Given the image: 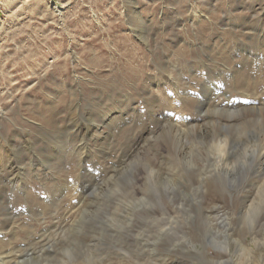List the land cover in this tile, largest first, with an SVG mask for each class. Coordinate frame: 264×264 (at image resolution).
<instances>
[{"label": "rangeland", "instance_id": "1", "mask_svg": "<svg viewBox=\"0 0 264 264\" xmlns=\"http://www.w3.org/2000/svg\"><path fill=\"white\" fill-rule=\"evenodd\" d=\"M262 5L0 0V264H264Z\"/></svg>", "mask_w": 264, "mask_h": 264}, {"label": "bare ground", "instance_id": "2", "mask_svg": "<svg viewBox=\"0 0 264 264\" xmlns=\"http://www.w3.org/2000/svg\"><path fill=\"white\" fill-rule=\"evenodd\" d=\"M262 7H264V6L262 5ZM260 13H261V12H260ZM202 19H203V18H202ZM141 20H142V19H141ZM142 24H143V23H142ZM138 34H139V33H138ZM144 35H145V34H144ZM263 41H264V40H263ZM249 53H250V52H249ZM209 56H210V55H209ZM225 77H226V76H225ZM163 79H164V78H163ZM210 79H211V78H210ZM170 81H171V79H170ZM169 83H170V82H169ZM211 83H212V82H211ZM197 92H198V91H197ZM0 94H1V93H0ZM202 102H203V101H202ZM203 104H204V103H203ZM207 105H208V104H207ZM246 106H247V105H246ZM251 113H252V112H251ZM232 115H234V114L232 113ZM233 117H234V116H233ZM185 121H186V120H185ZM223 125H224V124H223ZM243 126H244V125H243ZM166 127H167V126H166ZM191 129H192V128H191ZM176 130H177V129H176ZM184 130H185V129H184ZM247 133H248V132H247ZM247 133H246V134H247ZM227 134H228V133H227ZM262 134H263V133H262ZM166 135H167V134H166ZM182 135H183V134H182ZM174 136H175V135H174ZM201 136H202V135H201ZM260 136H261V135H260ZM189 137H190V135H189ZM180 138H181V137H180ZM212 138H213V137H212ZM225 138H226V137H225ZM46 139H47V138H46ZM213 139H214V138H213ZM215 139H216V138H215ZM222 139H223V138H222ZM52 140H53V139H52ZM208 140H209V139H208ZM229 140H230V139H229ZM84 141H85V140H84ZM170 141H171V140H169V142H170ZM202 141H203V140H202ZM222 141H223V140H222ZM222 141H221V142H222ZM225 141H226V140H225ZM231 141H232V140H231ZM260 141H261V140H260ZM171 142H172V141H171ZM174 142H175V141H174ZM216 142H217V141H216ZM28 143H29V142H28ZM134 143H135V142H134ZM180 143H181V142H180ZM203 143H204V142H203ZM213 143H215V142H213ZM213 143H212V144H213ZM226 143H227V141H226ZM174 144L176 145V143H174ZM181 144H182V143H181ZM221 144H222V143H221ZM213 145H214V144H213ZM240 145H241V143H240ZM240 145H239V146H240ZM167 146H168V145H167ZM171 146H172V145H171ZM214 146H215V145H214ZM224 146H225V145H224ZM173 147H174V146H173ZM178 147H179V146H178ZM180 147H181V146H180ZM176 148H177V147H176ZM193 148H194V147H193ZM215 148H216L215 151L218 152L219 155H220L221 153L224 152L223 150H221L222 147H220L218 144L216 145ZM223 148H224V147H223ZM223 148H222V149H223ZM181 149H182V147H181ZM263 149H264V148H263ZM175 150H178V149H175ZM195 150H196V149H195ZM175 152H176V151H175ZM178 152H179V151H178ZM260 152H261V151H260ZM262 152H263V151H262ZM58 153H59V152H58ZM67 153H68V152H67ZM176 153H177V152H176ZM53 154H54V153H53ZM191 154H192V153H191ZM229 154H230V153H228L227 155H229ZM222 155H223V154H222ZM181 157H182V156H181ZM189 157H190V156H189ZM219 157H220V156H219ZM229 157H230V156H229ZM187 158H188V157H187ZM187 158H186V161L189 160V159L187 160ZM193 159H194V158H193ZM229 159H230V158H228V159L225 158V159L221 160V161H220V164H221L220 166H223L224 169H228V166H229L228 160H229ZM218 160H219V159H218ZM182 161H183V160H182ZM184 161H185V160H184ZM190 161H191V160H190ZM263 161H264V160H263ZM54 162H55V161H54ZM193 162H194V161H193ZM193 162H192V164H193ZM181 163H182V162H181ZM187 163H188V162H187ZM192 164H191V165H192ZM35 165H36V164H35ZM191 165H190V166H191ZM217 166H218V165H217ZM31 168H32V167H31ZM43 168H44V167H43ZM79 168H80V167H79ZM219 168H220V167H219ZM220 169H221V168H220ZM224 169H223V170H224ZM263 169H264V168H263ZM132 171H133V170H132ZM214 172H215V171H214ZM230 173H231V171H230ZM148 174H149V175H147V176L150 177V174H152V172H148ZM222 174H223V173H222ZM224 175H225V174H224ZM229 175H230V174H229ZM35 176H36V175H35ZM35 176H34V177H35ZM152 176H153V175H152ZM189 176H190V175H189ZM145 177H146V176H145ZM225 177H226V176H225ZM203 178H204V177H203ZM123 179H124V178H123ZM220 181H221V180H220ZM147 182H148V181H147ZM222 182H224V181H222ZM145 183H146V182H145ZM88 184H89V183H88ZM222 184H223V183H222ZM171 185H172V184H171ZM223 185H224V184H223ZM122 187H123V186H122ZM169 188H170V187H169ZM86 189H87V188H86ZM211 189H212V188H211ZM216 189H217V188H216ZM208 190H210V189H208ZM172 191H173V189H172ZM210 191H211V190H210ZM131 194H132V193H131ZM260 194H261V193H260ZM166 197H167V196H166ZM78 198H79V197H78ZM133 198H134V197H133ZM261 200H262V199H261ZM82 201H83V200H82ZM158 201H159V200H158ZM161 202H162V200H161ZM167 203L170 204L169 206H172V205L174 204V201H172V200L169 199V202H167ZM115 204H116V203H115ZM175 205H176V203H175ZM252 206H253V205H251V208L248 209V211H250V210L253 209ZM241 207H242V206H241ZM242 208H243V207H242ZM97 209H98V208H97ZM252 212H253V210H252ZM252 212H249L250 215H253V214H251ZM248 216H249V214H248ZM254 216H255V215H254ZM254 216H253V217H254ZM253 217H252V219H253ZM255 217H256V216H255ZM249 218H250V217H249ZM106 219H107V218H106ZM69 225H70V224H69ZM110 225H111V224H110ZM248 227H249V226H248ZM80 230H81V229H80ZM50 237H51V236H50ZM31 243H32V242H31ZM175 247H176V246H175ZM8 248H9V247H8ZM57 249H58V248H57ZM64 252H65V251H64ZM57 254H58V253H57ZM28 256H29V255H28ZM30 256H31V255H30ZM51 260H52V259H51Z\"/></svg>", "mask_w": 264, "mask_h": 264}]
</instances>
